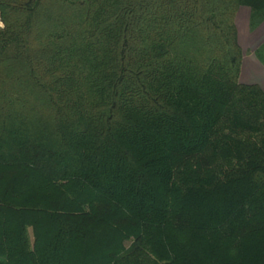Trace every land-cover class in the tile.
I'll list each match as a JSON object with an SVG mask.
<instances>
[{
	"label": "trees",
	"instance_id": "trees-1",
	"mask_svg": "<svg viewBox=\"0 0 264 264\" xmlns=\"http://www.w3.org/2000/svg\"><path fill=\"white\" fill-rule=\"evenodd\" d=\"M242 6L0 0V264H264Z\"/></svg>",
	"mask_w": 264,
	"mask_h": 264
},
{
	"label": "crops",
	"instance_id": "crops-1",
	"mask_svg": "<svg viewBox=\"0 0 264 264\" xmlns=\"http://www.w3.org/2000/svg\"><path fill=\"white\" fill-rule=\"evenodd\" d=\"M249 19L250 9L246 6L240 7L236 15L238 40L242 49L244 48L240 81L249 84H259L264 90V57L259 56L257 53L259 49L261 53L262 51L264 52V21L251 30ZM241 33H246V38L249 39L243 42Z\"/></svg>",
	"mask_w": 264,
	"mask_h": 264
},
{
	"label": "rangeland",
	"instance_id": "rangeland-1",
	"mask_svg": "<svg viewBox=\"0 0 264 264\" xmlns=\"http://www.w3.org/2000/svg\"><path fill=\"white\" fill-rule=\"evenodd\" d=\"M2 25H3V23H2ZM241 37H242V41L243 42H245V41H247L249 38H246L247 37V35H246V33H241ZM239 41V40H238ZM243 44H245V43H243ZM244 49V48H243ZM263 54V55H262ZM261 56L262 57H264V52L262 51V53H261Z\"/></svg>",
	"mask_w": 264,
	"mask_h": 264
},
{
	"label": "built area",
	"instance_id": "built-area-1",
	"mask_svg": "<svg viewBox=\"0 0 264 264\" xmlns=\"http://www.w3.org/2000/svg\"><path fill=\"white\" fill-rule=\"evenodd\" d=\"M0 25H2V21H1V19H0Z\"/></svg>",
	"mask_w": 264,
	"mask_h": 264
}]
</instances>
